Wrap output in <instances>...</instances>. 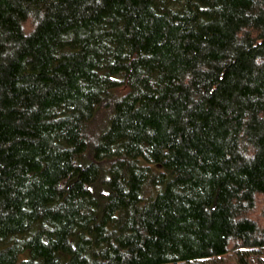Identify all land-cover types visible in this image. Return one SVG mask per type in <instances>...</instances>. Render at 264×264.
Returning <instances> with one entry per match:
<instances>
[{"label":"trees","instance_id":"obj_1","mask_svg":"<svg viewBox=\"0 0 264 264\" xmlns=\"http://www.w3.org/2000/svg\"><path fill=\"white\" fill-rule=\"evenodd\" d=\"M264 0H0V264H264Z\"/></svg>","mask_w":264,"mask_h":264},{"label":"rangeland","instance_id":"obj_2","mask_svg":"<svg viewBox=\"0 0 264 264\" xmlns=\"http://www.w3.org/2000/svg\"><path fill=\"white\" fill-rule=\"evenodd\" d=\"M251 217L259 223L261 228H264V196L258 197L256 209L253 213H251ZM195 264H239V263L232 253H228L226 255L221 256L220 258L204 260L201 261V263H195Z\"/></svg>","mask_w":264,"mask_h":264}]
</instances>
